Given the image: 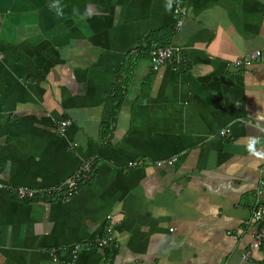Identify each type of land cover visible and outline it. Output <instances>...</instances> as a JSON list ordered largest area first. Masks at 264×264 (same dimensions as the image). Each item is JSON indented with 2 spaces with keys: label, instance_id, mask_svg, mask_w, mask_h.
<instances>
[{
  "label": "crops",
  "instance_id": "crops-1",
  "mask_svg": "<svg viewBox=\"0 0 264 264\" xmlns=\"http://www.w3.org/2000/svg\"><path fill=\"white\" fill-rule=\"evenodd\" d=\"M162 31L184 64L153 72L144 40ZM86 161L66 199L8 192ZM0 185V264H262L264 0H0ZM109 219L115 248L98 249Z\"/></svg>",
  "mask_w": 264,
  "mask_h": 264
},
{
  "label": "built area",
  "instance_id": "built-area-1",
  "mask_svg": "<svg viewBox=\"0 0 264 264\" xmlns=\"http://www.w3.org/2000/svg\"><path fill=\"white\" fill-rule=\"evenodd\" d=\"M172 15L174 18L173 29L176 31L182 24L185 12L179 4L173 3ZM258 57L259 52H254L247 55V57L236 59L234 65L241 66L243 63L256 60ZM149 64L150 69L155 72L158 69L171 64L174 65L173 68L179 69L184 64V61L180 57L179 48L173 46H157L149 51ZM68 125H70L69 121H59L57 125L58 133L62 134ZM226 132V129L222 130L220 131V135H224ZM91 165L92 163L89 161L81 163L76 171H74L67 179L50 189H33L19 186L9 188L8 192L19 202L43 201L44 197H51L50 200H56L58 198L61 200L66 199L90 180L92 175ZM136 165H140V162L130 164L131 167ZM260 184H262V182ZM2 188V185H0V190H2ZM250 221L258 226V230L253 241L250 243L249 248L258 249L264 244V206L259 203L255 205L250 214ZM115 224L116 222L112 219L105 222L102 234L95 242L96 248L103 250L115 248L112 232V227ZM245 257L247 258V254Z\"/></svg>",
  "mask_w": 264,
  "mask_h": 264
},
{
  "label": "trees",
  "instance_id": "trees-1",
  "mask_svg": "<svg viewBox=\"0 0 264 264\" xmlns=\"http://www.w3.org/2000/svg\"><path fill=\"white\" fill-rule=\"evenodd\" d=\"M168 37H170V32H161V33H153L148 35V37L145 38L144 41H146V44L149 45L152 42H155L159 46H166V43L168 41ZM144 50H151V48H145ZM123 69V68H122ZM119 75H124V80H121V83H125L126 77L129 74L128 71L122 70L121 72L118 73ZM121 84L119 82H116L114 87L112 88L111 95L109 98L106 100L105 104V110L102 114V118L100 121V135L105 136L109 134V131L111 129V126L115 123L116 121V113L118 111L119 105L122 100V91L120 88ZM262 264H264V258L262 260Z\"/></svg>",
  "mask_w": 264,
  "mask_h": 264
},
{
  "label": "clouds",
  "instance_id": "clouds-1",
  "mask_svg": "<svg viewBox=\"0 0 264 264\" xmlns=\"http://www.w3.org/2000/svg\"><path fill=\"white\" fill-rule=\"evenodd\" d=\"M250 149H251V146H250Z\"/></svg>",
  "mask_w": 264,
  "mask_h": 264
}]
</instances>
